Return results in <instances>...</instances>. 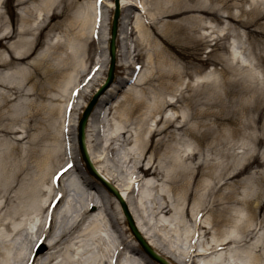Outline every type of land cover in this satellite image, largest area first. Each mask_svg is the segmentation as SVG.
Here are the masks:
<instances>
[{"label": "bare ground", "instance_id": "1", "mask_svg": "<svg viewBox=\"0 0 264 264\" xmlns=\"http://www.w3.org/2000/svg\"><path fill=\"white\" fill-rule=\"evenodd\" d=\"M99 1L87 0L86 3L78 4L75 8L72 20L68 24L76 25V33L74 32L72 35L68 33L70 31L68 24H66L64 36L54 34L51 37L49 32L46 33L41 55L30 62L31 68L28 69L27 59L33 54L34 45L38 44V33L49 27V19L57 17L55 13H52V10L61 7L59 11L61 14L67 8V3L64 0H18V4L23 5L22 15L19 17L20 24L16 30L13 28L11 30L9 21L1 10L3 0H0V46H4L3 43L7 44V41H3L4 39L9 40L16 37V40L7 45L9 52L0 49V66L7 68L6 72H0V136L10 139L12 134L18 133L13 124L19 121L23 115L27 119L29 114L22 110L23 105H26V100H19L15 104L11 101L19 97L26 99L27 96L41 99L48 92L55 90L57 91L55 94L66 101V94L70 93L72 88L75 89L80 84V78L89 72V64L85 55L90 50L87 45L89 44L87 43L88 37L94 36L93 31H97L98 25H102L100 3L103 0ZM105 1L108 7H113L112 1ZM216 1L220 2L219 10H225L224 7L230 6L229 0ZM131 2L133 0H119L120 10H129L133 6ZM244 2H247V6L242 8L243 4L240 3L241 10H236L234 15L227 13L222 18L235 19L238 26L255 22L256 17L264 10V0H245ZM141 4L144 5V2ZM199 8L197 12L201 13V18L221 16L214 9H210L208 4H203ZM191 9V6L186 4L181 7L180 12L185 13ZM148 11L151 17L155 15L149 9ZM157 12L160 15L162 10ZM241 15H251V17L250 19L246 17L243 20L239 19ZM102 19L104 25L107 22V17L103 16ZM154 22L152 19V23ZM224 22L226 28H223L222 34L223 37H226L225 29L229 28V24L226 20ZM61 24L59 23V25ZM55 27L58 25L54 24L49 27L48 31ZM151 27L152 25H143L139 18L135 20L134 29L146 41L150 37ZM198 27L204 28L201 25H196L191 26L189 30L192 32ZM105 29H107V23ZM235 31L233 33H236ZM237 35H239L238 32ZM119 37L120 34H118ZM105 39H99L101 42L99 48L106 57ZM162 43L170 53H175L176 56L183 58L171 38H163ZM124 47V58H127L129 50L126 42ZM60 48L62 50H59ZM228 52L232 62H235L240 68L244 66L240 69L239 76L246 72L251 80L259 79L260 71L258 65L254 63V58L251 56L247 59L244 56L246 52L250 53L249 55L252 54L243 40L239 39L237 45H234ZM98 59L99 57H97ZM165 62L168 61L163 57L161 63ZM26 63L27 68L24 66ZM129 65V62L120 64L123 70L129 68ZM182 74L190 76L187 67L183 66L182 71L172 70L171 65L167 71L156 68L150 81L157 82L152 87L159 93H153L152 102L145 103L136 95V86L144 83L143 72L140 73L134 87H130L129 91L124 93V100H130L129 107L116 111L120 115V121H122L120 123L123 126H114L111 129V134L106 133V135L104 133L109 129L105 127V123L109 121L108 116L111 108L106 112L104 104L107 103L105 100L107 94L115 87V83H113L107 93L99 98L92 111L91 117L87 121L90 128L86 129L85 127L84 141L88 160L96 173L127 204L132 215L131 207L135 208L139 218L136 219L134 215L133 218L139 233L148 246H151L169 264H264V179L261 177L258 179L252 175L241 177L246 172L250 173L251 169L258 173V169L254 168H263L264 158L261 159L257 155V151L264 142L261 135L264 134V125L259 127L260 134H248L250 142L242 150L240 158H236V155L229 152L227 148H230L227 137L238 135L242 128L243 130L246 127L256 128V120L253 117L243 120L241 118V115L246 114L250 107L240 106L236 108L237 110L228 111H232V114L237 113L235 124L240 123L241 125L238 124L237 127L228 129L226 137L221 139L214 129L210 130L209 126L201 121L207 114L201 110L193 109V105H197V101L192 103V96L183 97L180 93L174 101L171 97L169 101L164 100L162 94L174 89L173 80ZM29 82L30 84L27 85ZM233 82L234 84L223 80L214 88L223 90L225 97H238L240 94L248 92V87L245 88L239 84L237 86L236 82ZM256 82H261V80ZM251 83L255 84V81H251ZM185 88L187 90L188 86ZM251 91L252 94V87ZM254 94L261 95L256 89ZM60 101L62 100L56 103L59 109ZM183 101L186 102L188 113L173 119L166 118L161 125L160 119L155 123L156 128L153 129L145 127L147 120L151 119L156 112H160L164 106H171L175 102ZM187 102L190 104L188 105ZM40 105L36 106H39L41 114L43 106ZM218 105L219 109L214 115L217 127L224 120L233 119L229 115H224L221 107H225V105L222 101L219 100ZM252 106L253 110L260 114L264 109V98L258 96L257 99H254ZM142 108L145 110L141 112ZM9 109H11L10 113ZM37 115L39 114L36 112L35 116L31 117L32 124L25 122V125L22 126V133L25 134L23 138L27 137L28 131L40 124ZM132 117L138 122L139 130L133 132L136 137H133L131 131L128 132L129 129L125 127V123ZM192 118L198 119L194 132L188 125ZM174 122H178V124L174 125ZM202 126V130H200L199 127ZM176 131L181 132L184 136L194 138L198 146H201L205 138L210 137L213 133V143L209 149L213 150L210 152L216 158L213 160L211 156L205 155L203 160L199 159V161L193 162L199 151L183 152L181 155L173 153L170 141L175 137ZM146 133L149 134V140L154 135L159 136L154 143V151L166 148L168 154L163 162L161 160L156 164L150 162L143 168V155L148 150L147 142L143 137V134ZM88 134L93 136V140L88 138ZM23 138L21 137V139ZM21 139H17V141ZM92 141L94 144L90 145ZM132 141L137 144L136 150L138 149L140 154L142 153V157L139 159H136V153L133 152ZM0 143L7 145L9 142L6 140L5 143ZM57 145L56 143L53 147L43 151L24 150L17 146L0 148V225L6 230L5 232L0 231V264H57L59 255L62 257L60 264H136L134 260L126 259L124 255L126 252L135 254L134 251L137 250V247L128 245L120 235L115 246V255H110L112 243L108 242L102 232H105L107 226H113L112 222L118 223V220L114 221L105 212L107 208L112 207L111 202L118 203L117 198L106 188L104 190L111 194H108L111 199L109 196L103 197L99 194L95 197L82 191L83 187L86 190H93L95 184L102 186L100 178L95 177L90 170H87L88 167L84 164L78 149L73 154L68 153L69 151L67 152L65 149L60 151ZM122 145H130V149L123 155L119 154L117 147ZM65 155L64 161L62 157ZM73 155L77 158L79 168L87 174L85 177L75 175L78 167L73 160ZM38 156L42 158L40 163H33V159L35 161ZM190 162L195 164L192 166ZM124 164L134 165V170L130 174L131 176L129 175V181H126ZM112 167L115 168L117 175L111 171ZM32 168L34 169L33 173L31 172ZM152 168L153 171L150 172ZM139 173L142 176L139 177L137 175ZM154 174L164 179L165 182L173 183L169 190L175 191L177 183H180L181 194L178 204H182L183 208L176 212L178 219L186 217L194 223L195 227L191 234H187V231L178 234L175 230L173 238L175 237V243L190 238L191 245L186 251H182L177 244L176 249L169 247L166 238H163L162 241L165 248L156 247V243L153 241V237L156 235L162 238L157 231L167 228L168 223L165 219L151 223L148 215L156 218L159 215H168L173 210L172 204L166 199L168 195L166 191L161 187L158 188L159 184L156 181L147 179ZM203 175H207L210 179L200 185L199 177ZM242 183H245L247 189L246 191L241 190L242 193H240L239 186ZM249 183L252 185L254 183L257 186V193ZM69 190L77 191L79 198L67 202L65 198ZM157 190L163 191L160 202H157L152 196V193ZM146 200L152 203L150 214L144 208ZM189 200H192L190 209H188ZM173 201L176 200L173 198ZM33 220H35L34 223ZM210 230L213 232L210 242L203 245L194 244V241L198 239L199 231H201V236H205L210 233ZM122 231L121 234H123ZM75 233L77 235H74ZM6 234L9 237L12 236L7 242L4 241ZM78 238L84 239L85 242L80 243ZM89 240L97 244V251H91L87 246ZM144 258L146 263L151 261L148 256ZM196 259L198 260L196 261Z\"/></svg>", "mask_w": 264, "mask_h": 264}, {"label": "rangeland", "instance_id": "2", "mask_svg": "<svg viewBox=\"0 0 264 264\" xmlns=\"http://www.w3.org/2000/svg\"><path fill=\"white\" fill-rule=\"evenodd\" d=\"M86 1L87 0H64V2L67 3V8H65V10L61 14L59 13L61 7L52 10V13H55L57 17L49 19V27H52L54 24H57L58 27H55L51 31H48V27L47 29H44L38 33V44L34 45V52L27 59L29 63L28 69L31 68L30 62L34 58L36 59V57H39L41 55L44 46V40L46 39V33L49 32L48 34L51 37L54 34H60L64 36L66 24H68L69 21L72 20V13L75 12V8L78 6V4L83 5L84 3H86ZM108 1L113 2V0ZM145 1L147 3L146 5ZM244 1L245 0H229L228 2L230 3V6L224 7L225 10H219L218 6H220V2L216 0H133V2H131L133 6L130 7L129 10H120L117 24V33L120 34V37L118 38L117 36L116 38L115 66L113 69V83H115V87L112 89V91L107 94L105 98L107 102L106 104H104L105 111L107 112L109 108L111 109L109 110V121L108 123H105V127L108 128L109 131L105 132L104 134L109 133L108 135H110L111 129L114 126L122 124L120 123L122 122L120 121V115L116 111H119L122 108L127 109V107H129L130 100H124V93H127L130 87H134V84L138 80L140 73L143 72L144 83L142 85L136 86V95L139 96L146 103L152 102L153 93H159L157 89H153L152 87L153 85H156L157 82L155 80L150 81V79H152L153 77L152 74L156 71V68H161L162 71H167L168 69H170L171 65L172 70L182 71L183 66H185L187 67L190 76L182 74L176 77L173 80L174 89L162 94L164 100L169 101L171 97L174 101L177 97H179L180 93L183 95V97L192 96L191 102L193 103L194 101H197V105L194 104L193 109L195 111L201 110L203 112H206L207 114L204 118L201 119V121L204 122V124L208 125L210 130L214 129L218 136L221 137V139L226 137V135L228 134V129H231L234 126L237 127L238 124L241 125L240 123L235 124V117L237 116V113L232 114V111L237 110L236 108L240 106L250 107V110H248L246 114L241 115V118L243 120L244 118L253 117L256 120V128L246 127L243 130V128L241 127L242 130L238 133V135H234L233 137H227V140H229L230 143V148L227 147L229 149V152L234 153L236 155V158H240L242 150H244L250 142L248 134H260L259 127L264 125V109L259 114L252 108L254 99H257L258 96L264 98V93H261L264 92V10L262 11V14L256 17L257 20L255 22H248L245 24V26H238L235 22V19L231 20L228 17H226L225 19L222 18V16L226 15L227 13H232L234 15L236 13V10H241L240 3L243 4L242 8H244V6H247V2ZM142 2H144L145 6L141 4ZM105 3L106 1L104 2V0L100 3V21L102 22V25H98V30L93 31L94 36L90 35V37H88L87 43L89 44L87 45H89L90 50L85 55V59H87V63L89 64V72H86V75H83V77L80 78V84H78L75 89L72 88L70 93L66 94V101L60 99L59 96L55 94L57 92L56 90L48 92L46 96L41 99H34L33 96H27L26 99L25 97H19L11 101V103L15 104L19 100H26V105H23L22 110L23 112H27L29 114L27 116V119L25 118V115H23L21 119L19 118V121L13 124L18 130V133H16L15 135L12 134L10 139L6 138V136H0V142L5 143L6 140H8L9 142L7 145L0 143V148L5 149L6 147L17 146V148L24 150L35 149L37 151H43L50 147H53L57 143V146L60 148V151L62 149H65L67 152L69 151L68 153L75 154V151L77 150L76 135L78 120L81 118L84 110L87 108V105L93 98V96L100 91L102 83L107 74L108 60L99 48V44H101L99 39L106 38L105 40L107 49L109 39L108 35L113 17V8L108 7ZM186 4L191 6V11L185 13L180 12L181 7ZM203 4H208L210 9H214L215 11L220 13L221 16H204L201 18V13L197 12V10L199 11V6H203ZM22 8L23 5L18 4V0H3L1 10L2 13H4V15L7 17L10 24L9 28L11 30L12 28L16 30V28L20 24L19 17L22 15ZM148 9L155 15L151 17ZM159 10H162L160 15L158 14L159 12H157ZM103 16L107 17V29H105L106 23L103 25ZM246 17L250 19L251 15H241V18L239 19L244 20ZM137 18H139V20L145 26L152 25L148 41L141 38V36H139L136 30L134 29L135 20ZM152 19H154V23H152ZM224 20H226L229 24V28L227 30L225 29V32H227L226 37H223L222 34L223 28H226ZM59 23L62 24L59 25ZM196 25H201L204 28L202 29L198 27L195 31L191 32L189 30L190 27ZM231 27H234V30H232ZM68 30H70L68 31V33L72 35L74 32H77V27L76 25L68 24ZM233 31H235L236 33H233ZM237 32L239 35H237ZM163 38H171L177 46L176 48L183 55V58L176 56L175 53H170L166 46L162 43ZM239 39L243 40V42H245V44L250 49L252 55H249L250 53L246 52L244 56L247 59L248 57L251 58V56L254 58L255 65H258L259 67V79L261 80V82H256L259 81L258 78L257 80H251V78H248L247 73L243 71L241 76H239V73H241L240 69L244 68V66L240 68L235 62H232L229 59L228 50L232 49L234 45L236 46L237 41ZM14 40H16V37H12L9 40L4 39L3 41H7V44L3 43L4 46H0V49L4 50L5 52H9L7 45L8 43L13 42ZM125 42L127 43V47L129 50V57L127 58H124ZM217 46L218 48H216ZM59 50L62 49L60 48ZM149 55L151 56L149 57ZM97 57H99V62H97ZM163 57H165L168 62L161 63ZM127 62H129V68L131 69L126 68L125 70H123L120 64ZM24 66L27 68V63ZM223 69L226 70L223 71ZM5 70H7V68L0 66L1 73L6 72ZM223 80H227L233 84V81H235V84L237 86L239 84L242 87H248V92L242 93L238 97H225L223 90L220 91L218 88H214V86L221 84ZM251 81H255V84L251 83ZM29 84L30 82L27 85ZM112 84L109 85L104 91H102L97 97L96 104L93 106L92 111L96 107L99 98L103 96V94L107 93V90L112 86ZM186 86H188L187 90L185 88ZM251 87L253 88L252 94ZM255 89L261 95H255ZM31 99L34 100L30 101ZM59 100H62L60 101V109L56 106V103ZM219 100L222 101L225 105V107H221V110L223 111L224 115H229L233 119L224 120V122L220 123L217 127L214 122V115L219 109ZM38 104H41L40 106H43V108L41 109V114L39 113V106H36ZM187 104L189 105L190 102H187ZM60 110L63 111L60 112ZM144 110L145 109L142 108L141 112ZM230 110L232 111L228 112ZM10 112L11 109H9V113ZM36 112L39 114L37 115V117L38 119H40V124L36 125L30 131H28L27 137L23 138L25 134L22 133V126L25 125V122H27V124L29 122L30 124H32L33 122L30 121V119L31 117L35 116ZM186 113H188L186 102H175L171 106H164L160 112H156L151 119L147 120L145 127H148L150 129L156 128L155 123L158 120L161 119V125L163 120L166 118L173 119L176 116ZM91 114L92 112L88 114L87 121L91 117ZM87 121L85 125L86 129L87 127L90 128V126L87 125ZM197 121L198 119L195 118L190 119L188 125L190 129H192L191 131H195ZM176 124H178V122H174V125ZM125 125V127L129 129L128 132L131 131L133 137H136V134L133 132L135 130H139L138 122L132 117L130 121L125 123ZM202 128L203 126L199 127L200 130H202ZM176 132L177 133L175 137L170 141L173 153L175 152L176 154L181 155L183 152L191 153L199 151V154H197L196 159L193 162L199 161V159L203 160V157L205 155L211 156L213 160L216 158L215 155L210 152H213V150L209 149V147L213 143V133H211L210 137L205 138L201 146H198L194 138L190 136H184L179 131ZM261 135L264 138V134ZM21 137L23 139H21ZM143 137L145 138L148 145V150L143 155V168H145L148 163L150 164V162H154V164H156L159 160L163 162L166 157V154H168L167 149L161 148L158 151H154V143L156 142L159 136L154 135L149 140V134L146 133L143 134ZM13 138L15 139V141ZM88 138L90 140H93L92 135L90 136L88 134ZM17 139L21 140L17 141ZM93 142L94 141L90 142V145H93ZM133 142L134 141H132V143ZM129 146L130 145L117 146L119 154L123 155L124 152L130 149ZM131 146L134 150L133 152L136 153V159L142 157V153L140 154L139 150H136L137 144L133 143L131 144ZM257 152V155L261 157V159H263L264 142L259 147ZM62 158L65 161L66 155ZM40 160H42V158L38 156L37 158H35V161L33 159V163L37 162L39 164ZM73 160L76 163V166L78 167V170L75 172V175H77L78 177H85L87 174L79 168L77 158L74 155ZM190 164L193 166L195 163L190 162ZM123 169L126 170V181H129V177L131 176L130 174L134 170V165L124 164ZM254 169H258V173L253 172V169H251L250 173L246 172L242 174L241 177L245 178L246 176L252 175L258 179L259 177L264 179V165L263 168ZM111 171L114 173V175H117V172L114 167H112ZM151 171H153V168L150 169V172ZM31 172H34L33 168L31 169ZM137 175L139 177L142 176L141 173ZM147 179L150 181H156L159 184L158 188L161 187L164 189V191H166V193L169 195L166 196V199L172 204L171 207L173 209L172 212H170L168 215H159L155 218L154 216L148 215L150 214L152 203L149 200H146L144 202V208L148 213V219L151 223H157V220L161 221L160 219H165L168 223L167 228H165L164 230L159 229L157 231L158 235L162 236V238L157 235L153 237V241L156 243V247H163L162 241L163 238H166L169 242V247L176 249L177 245H179L182 251H186L187 248H189V246L191 245L190 238L183 239L181 242L178 243H175V237L173 238V236H175V230L178 232V234H181L184 231H187V234H191L193 233L195 227L194 223L186 217H181L180 220L178 219L176 212L178 209L183 208L182 204H178V200L180 198L179 196L181 194L179 187L180 183H177L176 190L172 191L171 189L169 190V187H171L173 183L170 184L168 181L165 182L164 179L159 178V176H157L156 174L151 177L149 176ZM199 179V184L201 185L203 182H206V180H209L210 178H208L207 175H203L199 177ZM254 183L253 185L249 183V185L253 186L254 191L257 193V186H255ZM166 186H168V188H165ZM94 187L95 188L93 190H86L83 187L82 191H86L89 195H94L95 197L99 194L103 197H108L109 195H111L109 192L104 190L105 187L103 185L100 186L95 184ZM246 189L247 186L245 185V183H242L239 186L240 193H242L241 190L246 191ZM162 192L163 191L161 190H157V192L152 193L153 198H155L157 202H160V196ZM172 197L176 200L175 202L173 201ZM75 198H79V193L77 191H67V202L70 200L72 201V199ZM109 198L111 199V196H109ZM189 201L190 202L188 205V209H190L191 207L192 200ZM111 204L112 207L107 208L105 212L114 221L118 220V223L112 222L114 223L113 226H107V229L105 228V232L102 231L103 235L107 237L108 242L111 241L112 243V245H110V255H115V246L119 241V236L122 235L123 239L127 242L128 245H133L135 248L137 247V250L134 251L135 254L130 252L125 253L124 256L126 259L134 260L136 264H158L157 262L151 260L149 257L148 258L151 261L147 263L144 262V257L147 255L144 253L141 246L138 244L135 237L133 236L130 228L128 227V221L121 203H119L118 201V203L116 202L115 204H113L111 202ZM131 208L134 217L138 219L139 215L137 214V211L133 206ZM126 209L134 220L132 212H130V209L127 204ZM145 219L148 220L147 218ZM34 222L35 220H33V223ZM29 224H27V226H29ZM121 230H123V234H121ZM0 231L5 232L6 230H4L3 227L0 225ZM212 234L213 232L212 230H210V233L208 235L201 236V231H199L198 239L194 241V244L203 245L207 242H210ZM74 235L77 234L75 233ZM10 237L12 236L10 235ZM10 237L8 236V234H6L4 241L7 242ZM77 240H80V243L85 242V240L82 238H78ZM87 243V246L91 249V251H97L98 248L96 247V243H93L90 240ZM61 260L62 257L61 255H59L57 264H60ZM197 260L198 259H196V261Z\"/></svg>", "mask_w": 264, "mask_h": 264}, {"label": "water", "instance_id": "3", "mask_svg": "<svg viewBox=\"0 0 264 264\" xmlns=\"http://www.w3.org/2000/svg\"><path fill=\"white\" fill-rule=\"evenodd\" d=\"M114 4H115V10H114V15H113V20H112V25H111V38L109 41V57H110V67H109V72L107 75V79L105 84L101 87L100 91L98 93H96L93 98L91 99V101L89 102L87 108L85 109V111L83 112V115L79 121V126H78V144L80 147V150L82 152L83 158L86 161L88 168L90 169V171L96 176L99 177L92 165L90 164V161L88 160V156H87V152H86V148H85V143H84V126H85V122L87 119V116L92 108V106L94 105L96 98L100 95V93L111 83L112 78H113V68H114V60H115V37H116V28H117V19H118V15H119V6H118V0H114ZM100 178V177H99ZM100 180L104 183V185L119 199L125 215L127 217L128 220V225L134 235V237L136 238V240L139 242V244L143 247L144 251L155 261H157L160 264H168L162 257H160L150 246H148V244L146 243V241L142 238V236L140 235V233L138 232V230L136 229L132 217L130 216V214L128 213L127 209H126V205L124 204V202L122 201V199L118 196L117 192L108 184L106 183L103 179L100 178Z\"/></svg>", "mask_w": 264, "mask_h": 264}]
</instances>
